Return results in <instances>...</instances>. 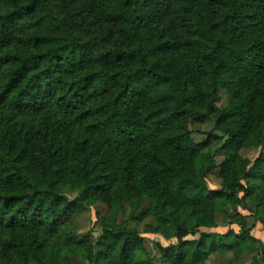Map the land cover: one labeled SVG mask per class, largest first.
Returning <instances> with one entry per match:
<instances>
[{
  "label": "trees",
  "instance_id": "trees-1",
  "mask_svg": "<svg viewBox=\"0 0 264 264\" xmlns=\"http://www.w3.org/2000/svg\"><path fill=\"white\" fill-rule=\"evenodd\" d=\"M263 147L264 0H0V264H264Z\"/></svg>",
  "mask_w": 264,
  "mask_h": 264
},
{
  "label": "rangeland",
  "instance_id": "rangeland-1",
  "mask_svg": "<svg viewBox=\"0 0 264 264\" xmlns=\"http://www.w3.org/2000/svg\"><path fill=\"white\" fill-rule=\"evenodd\" d=\"M227 101V95L224 91L221 93V102L219 103V106H224ZM215 122L212 120L211 122L205 123V124H196L191 123L190 128L194 132V139L196 142H205L207 139V136L209 134L214 133L215 129ZM221 136H226L223 134H220ZM220 142H218L216 145L218 146ZM239 156L242 159H247L251 162H254L261 154L264 156V147L260 149L256 148H249V149H241L239 151ZM219 164L223 162V158H218ZM207 184L211 190H219L221 188L222 180L219 178L218 174H213L207 178ZM91 212L89 214H86L85 216L79 218L78 225L79 230L81 234H92L93 236L97 235L98 231V223H100L101 220L106 219L109 216V208L107 204L104 201H98L96 204L91 206ZM241 214L244 217V223L247 226V228H251L253 231V235L256 238H259L264 241V227L260 222H256L255 218L252 216V214L248 213L247 211L240 210ZM129 217V208L126 207V211L124 216L120 217L122 221L128 220ZM231 222V220H225L223 216L219 217L218 225L219 228H217L215 231L222 232L223 230L227 229L224 228L226 224ZM153 219L145 220L141 223H132V226L137 228L139 232H141L143 238H145L144 246L151 257L156 258V264H159L158 259V248L157 245L160 244L163 247H167L170 244L174 243L175 240H166L163 237H161L158 234L153 233H147L146 232V226L147 225H154ZM233 228L235 230H238L237 225H234ZM189 239H192V237H189ZM229 260H231V256H227L223 258L220 255H214L212 256L210 262L208 264H228ZM78 264V263H77ZM241 264H253L249 257L244 258L241 261Z\"/></svg>",
  "mask_w": 264,
  "mask_h": 264
}]
</instances>
